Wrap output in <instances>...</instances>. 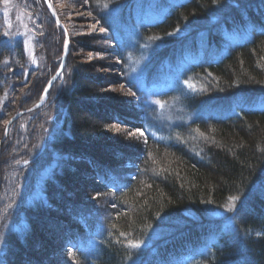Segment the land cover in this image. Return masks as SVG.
I'll return each instance as SVG.
<instances>
[{"label": "trees", "instance_id": "1", "mask_svg": "<svg viewBox=\"0 0 264 264\" xmlns=\"http://www.w3.org/2000/svg\"><path fill=\"white\" fill-rule=\"evenodd\" d=\"M58 1L53 10L69 37L64 69L45 103L11 124L0 149V264H63L46 252L45 219L63 233L61 253L75 264H264V0H86L128 90L135 52L127 38L160 44L144 62L145 86L197 60L162 98L195 115L168 127L150 115L130 123L80 79L84 67L71 57L84 39L73 40ZM18 4L33 16L26 36L11 21ZM245 30L226 51L222 36ZM64 42L43 0H0V139L12 116L39 101ZM113 123L144 133L135 154L107 132ZM134 160L129 180L119 167ZM33 170L37 189L24 185ZM85 179H92L90 195L76 186ZM104 192L113 209L96 218L83 200Z\"/></svg>", "mask_w": 264, "mask_h": 264}, {"label": "rangeland", "instance_id": "2", "mask_svg": "<svg viewBox=\"0 0 264 264\" xmlns=\"http://www.w3.org/2000/svg\"><path fill=\"white\" fill-rule=\"evenodd\" d=\"M153 3H155L154 0ZM169 4L171 3L164 1L162 6H168ZM57 6L65 16V21L67 22L68 26L73 30V40L75 41L76 39L79 40L81 38L84 39L82 45L73 43V48L77 49H75L76 51L74 50L75 52L71 57L72 62L74 61L75 64L84 67V71L82 72L80 79L84 80L86 83L88 82L87 84H89L97 94L106 95V99L108 98L107 100H111L112 103L117 105V109L121 111L122 114H124L126 117L128 116L127 118L128 120L130 119V123H134L132 121L141 118L140 115H150L149 118L154 117L152 122L157 124L159 123L160 125L161 123H163L165 127H168L177 121L188 120L195 115L194 113L189 114L183 112L178 103L173 99H167L166 103L162 101V98L171 91L170 86L173 83L177 84L179 82V74L182 68L187 65L185 62L182 65L180 64V66L178 67L179 69L167 74L165 78L162 79L161 83L158 82L154 85L145 86L146 84L142 80V68L144 62L148 59L147 55L149 57L150 54L154 51L155 47L159 46L160 44L157 42L155 44V42L149 43L148 41H145L141 42V47L139 44H136V41H133L132 38H127L129 45L132 47L131 50H133L136 54H134V56H130L127 60V75L129 78L131 77L134 86L133 89L130 88L128 90V88H126V86L122 84L120 79V75L118 72V61L115 58V48L111 45L109 36L104 31L103 27L99 24L95 16L89 11L86 0H59ZM10 14L9 15L11 17V21L15 23L16 31L19 33V35L26 36L28 32H30L31 25L29 24H32V22L30 21V23H28V19L32 15L26 14L22 6H19V4L16 5V7L13 6L12 12ZM136 17L141 18L140 16ZM139 18H136L137 21L135 22V27L133 30H135L140 24L141 19L139 20ZM151 21L153 22V20ZM249 32L250 31L247 30L244 32V34L241 33V35L245 36V34ZM132 34H128V37ZM239 38L240 34L238 33V31L237 33L232 31V35L224 34L222 36V40H224L226 45H228V49L239 44L240 42H236ZM197 43L200 44V42ZM26 45L29 48V41L26 42ZM145 48L147 51L146 54L141 51V49L145 50ZM179 84L182 85L181 82H179ZM187 84L189 86H187ZM53 85L54 83L52 84V86ZM183 85L186 86L187 90H193L194 85L189 81H186V83H184ZM102 98L92 99L100 103L99 99ZM260 104L264 105L262 103ZM152 113L153 115H151ZM107 132H109V134L111 133L113 135L111 137H115L116 141H119L120 145L126 146V152H130L128 155H131L133 153L135 154L136 151L133 152L132 150L134 149V146H137L140 143H138V141H140L138 140L139 138H143V140L145 141V136L140 134L141 131L135 129L130 130L115 123H113V126H109ZM123 138L129 141H124ZM5 140L6 138L3 140L2 136V138L0 139V149ZM42 142L43 143L41 145V149L44 145V140ZM37 164H39V162ZM137 164L138 160H134L133 163L124 162L122 165H120L119 170L122 174L125 175V177L127 176L129 180H132ZM35 171L33 170L32 173L30 171H26V179L24 185L30 183L32 184V186H36L37 189L39 188L37 179L39 178L40 173L38 172V174ZM45 171L46 168L44 169V173ZM33 175L35 178L33 177ZM40 177H43V175ZM84 181L86 184L82 183L80 184L81 186L79 184L76 185L77 187H80L79 192L84 191L86 188L88 194H92L90 185L92 179H85ZM96 182L97 181L95 180V183ZM89 198L90 199H84L83 201L90 202L93 208L92 214L96 218L103 215L104 218H106V212L113 209V205L111 204V197L107 192H104V195L101 197L92 195L89 196ZM64 211L65 210H63V212ZM44 223L48 225L47 229L48 231H50L49 235H51L52 238V249L47 248L46 252H48L52 256L55 255L57 259H59V261L63 264H75L74 258L71 255L69 258H67L66 254L61 253L62 251L59 247V243L63 237V233L60 231H56L55 228L57 227L54 224L49 223L47 219L44 220ZM13 225H15V223ZM65 251L70 252L69 248L67 247Z\"/></svg>", "mask_w": 264, "mask_h": 264}, {"label": "water", "instance_id": "3", "mask_svg": "<svg viewBox=\"0 0 264 264\" xmlns=\"http://www.w3.org/2000/svg\"><path fill=\"white\" fill-rule=\"evenodd\" d=\"M44 1V4H45V7L46 9L48 10L50 16L52 17V19L57 20V17H56V14L55 12L53 11L52 9V6H51V2L49 0H43ZM56 22V21H55ZM57 23V22H56ZM60 29L63 31L64 35H65V43H64V46H63V50H62V56L60 58V63H59V67H58V70L56 71V73L54 74V76L49 80V82L47 83V85L45 86V88L43 89L42 93H41V97L39 99V101L31 108L23 111V112H19L17 114H15L6 124V127H5V130H4V133H3V140L6 138L7 136V133H8V130H9V127L11 125V123L16 120L17 118H19L20 116H22L23 114H28V113H31L32 111L34 110H37V108H39L46 100V96H47V93L49 91V89L51 88L52 84L57 80L58 76L60 75V73L62 72V70L64 69V66H65V60H66V56H67V44L69 42V37H68V34H67V31L66 29L64 28V26H62L59 22L57 24ZM46 90V91H45Z\"/></svg>", "mask_w": 264, "mask_h": 264}, {"label": "snow or ice", "instance_id": "4", "mask_svg": "<svg viewBox=\"0 0 264 264\" xmlns=\"http://www.w3.org/2000/svg\"><path fill=\"white\" fill-rule=\"evenodd\" d=\"M102 31H103V29H102ZM45 91H46V90H45ZM140 134H141V135H144L143 132H141ZM236 199H237V197H230V198H229V201H230L231 204H234V201H235ZM227 210H228V211H231L232 208H231V207H228ZM130 246H131V247H134V248H139L141 245H140L139 242H137V243H133V244H131Z\"/></svg>", "mask_w": 264, "mask_h": 264}, {"label": "bare ground", "instance_id": "5", "mask_svg": "<svg viewBox=\"0 0 264 264\" xmlns=\"http://www.w3.org/2000/svg\"><path fill=\"white\" fill-rule=\"evenodd\" d=\"M49 1H51V0H49ZM182 1H183V0H182ZM179 3H180V2H179ZM149 5H150V4H149ZM51 6H52V4H51ZM52 9H53V7H52ZM53 11H54V10H53ZM47 12H48V10H47ZM54 12H55V11H54ZM145 12H147V11H145ZM48 13H49V12H48ZM142 13H143V12H141V14H142ZM155 13H156V12H154V15H155ZM55 14H56V13H55ZM141 14H140V15H141ZM156 14H157V13H156ZM49 15H50V14H49ZM154 15H153V16H154ZM136 16H137V15H136ZM56 17H57V15H56ZM51 18H52V17H51ZM138 18H139V17H138ZM153 18H154V20H155V17H153ZM52 20L54 21V19H52ZM55 21H56L57 23H56ZM55 21H54V23L56 24V26H58V25H57L58 22L61 24V22L59 21L58 18H57V20H55ZM151 22H152V21H151ZM154 22H155V21H154ZM61 25H62V24H61ZM62 26H63V25H62ZM58 27H59V26H58ZM59 28H60V27H59ZM64 28H65V27H64ZM61 31H62V30H61ZM62 32H63V31H62ZM203 37H204V36H203ZM201 38H202V37H201ZM68 44H69V42H68ZM68 44H67V46H68ZM231 47H232V46H231ZM232 48H233V47H232ZM61 56H62V55H61ZM60 58H61V57H60ZM59 63H60V60H59ZM62 71H63V70H62ZM61 73H62V72H61ZM42 105H43V104H42ZM42 105H41V106H42ZM41 106H40V107H41ZM40 107H39V108H40ZM39 108H37V109H39ZM8 131H9V130H8ZM7 134H8V133H7Z\"/></svg>", "mask_w": 264, "mask_h": 264}]
</instances>
